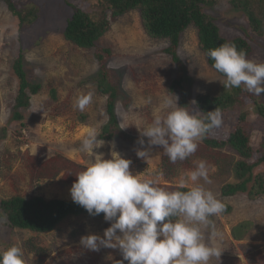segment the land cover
<instances>
[{
	"label": "rangeland",
	"instance_id": "rangeland-1",
	"mask_svg": "<svg viewBox=\"0 0 264 264\" xmlns=\"http://www.w3.org/2000/svg\"><path fill=\"white\" fill-rule=\"evenodd\" d=\"M13 1L18 2L19 7L37 6L40 18L21 29L6 2L0 0V201L15 195L72 200L70 189L76 180L75 175L90 162L89 154L80 150L81 140L89 128H96L98 138L104 140L100 134L108 114L107 96L98 91L100 65L95 49L79 47L65 38L64 31L75 8L90 11L96 0ZM214 2L212 6H205V10L216 19L221 34L227 38L242 36L248 39L253 53L247 58L264 62V38L254 34L247 17L232 6V0ZM98 45L112 50L108 67L117 71L121 89L115 112L120 127L132 140L115 136L104 140V146L95 151L108 159L114 145V150L132 161L130 171L133 175L154 179L159 187L168 191H175L187 174L201 160L205 161L211 183L203 180L199 183L229 206L228 212L211 218L222 234V239L211 243L222 253L210 264H264V195L251 199L245 192L232 196L222 194V185L235 181L221 167V164L237 160L238 155L233 150L202 147V157H198V152L191 167L178 164V173L172 176L163 172L158 146L151 148L148 159L137 156V150L147 147V138H143L145 145L142 146L135 125L143 127L152 122L153 112L159 109L164 95L175 94L179 98L178 104L181 98L180 90L170 91L178 74V65L165 51L168 40L150 37L139 11H131L112 19L110 29ZM20 50L25 52L24 64L29 80L41 83L42 89L32 95L28 107L21 109L22 120H15L13 107L19 79L13 63ZM178 55L186 75L183 86L187 100L199 115L197 96L220 92L223 86L220 81L224 77L209 65L194 26L182 35ZM52 88L57 89L56 100L51 95ZM89 93L93 101L83 112L73 106L77 97ZM149 98L151 102L146 103ZM256 98L264 104V93ZM239 110L222 114V124L214 132L216 136L225 138L229 134L238 122ZM251 111L253 146L264 152V114H257L252 108ZM198 145L201 146V141ZM63 164L66 169L58 176L38 180L40 167L52 169L54 165ZM262 171L264 163L255 168V173ZM6 221L7 216L0 208V245L7 240L12 245L21 246L26 264H128L118 249L101 247L99 251H92L81 245L82 236H103L104 230L110 227V222L105 220L71 216L46 233L10 230ZM243 221L254 222V227L243 240H235L232 227ZM207 235L205 230L206 240ZM32 245L42 247L44 251L38 254L31 250Z\"/></svg>",
	"mask_w": 264,
	"mask_h": 264
},
{
	"label": "clouds",
	"instance_id": "clouds-1",
	"mask_svg": "<svg viewBox=\"0 0 264 264\" xmlns=\"http://www.w3.org/2000/svg\"><path fill=\"white\" fill-rule=\"evenodd\" d=\"M213 68L224 76V89H240L257 97L264 93V62L247 58L245 50L233 43L209 49ZM178 96L164 95L152 122L141 127L139 143L147 147L137 156L148 159L153 146H159L170 162L184 161L196 153L199 141L222 124L219 108L200 116L179 106ZM93 101L92 94L80 95L74 107L84 111ZM150 98L146 103H150ZM105 141L96 128H89L80 150L89 154L88 166L77 173L70 194L74 203L91 216L104 214L110 227L103 236H82L81 245L92 251L101 247L118 249L128 264H210L221 256L212 241L222 239L211 219L225 211L224 203L199 181L211 183L209 170L201 160L180 182L187 190L168 191L154 179H141L130 171L132 161L113 150L110 158L96 149ZM94 157V158H93ZM207 230V240L205 238ZM0 264H26L23 248L13 244L0 251ZM123 264V262H121Z\"/></svg>",
	"mask_w": 264,
	"mask_h": 264
},
{
	"label": "trees",
	"instance_id": "trees-1",
	"mask_svg": "<svg viewBox=\"0 0 264 264\" xmlns=\"http://www.w3.org/2000/svg\"><path fill=\"white\" fill-rule=\"evenodd\" d=\"M3 1L6 2L13 16L19 21L21 29L31 26L40 18V11L37 6L28 4L19 7V3L13 0ZM214 3V0H96L90 11L80 7L75 8L74 13L66 23L64 36L79 47L95 49V56L100 65L97 75L98 91L100 94L107 96L106 112L108 120L101 130L100 137L102 139L110 140L115 136H119L126 141L132 140V137L120 127L115 112L116 99L121 94V89L117 71L108 67L112 50L98 45V42L110 29L112 19L131 11H139L146 33L155 39L168 40L169 45L165 48V51L171 55L172 60L178 65V74L171 83L170 91L175 93L180 90L179 106H185L193 111L194 108L189 104L183 86L186 75L178 55L181 37L190 26L197 29L200 48L205 53L211 67H213L214 62L208 57L207 52L209 49L219 47L223 43L235 44L238 50L243 49L246 51L247 57L253 53V47L248 39L242 36L227 38L221 34L216 19L205 10V6H212ZM232 6L247 17L249 27L254 34L264 38V0H232ZM24 53V50H20L13 63L14 72L19 79V89L13 107L15 120H22L21 109L28 107L32 95L39 93L42 89L41 83L29 80L24 64ZM51 95L53 99H57L56 88H52ZM257 100L253 94L235 88L224 89V86L215 95H198L196 107L200 116L215 110V108H219L222 114L240 109L238 122L225 138H219L214 134L216 129L213 130L206 138L201 140V146L198 145L196 153L184 161L170 162L163 149L158 146V149H160V165L163 166L165 175L177 174L178 164L185 163L186 167H191L193 157L196 158L198 152L199 155L201 154L202 147L228 148L233 150L238 158L221 164L225 174L232 176L235 180L222 185V194L232 196L245 192L251 199H257L264 195V171L255 173V168L264 163V152L253 146V125L250 120L251 108L257 114H264V104L259 103ZM247 105L250 106V109ZM199 155V158L202 157V154ZM57 166L60 167L56 169ZM63 169H66L64 164L54 165L52 169L40 167V174L37 178L38 180L43 179L45 176L54 178ZM50 170H53V172L49 174ZM80 170L84 169L80 168ZM177 190L184 191L187 189L179 186L175 189V191ZM0 208L7 216L8 221L5 224L10 230L21 229L46 233L54 230L63 219L76 215L104 220L103 213L98 216H91L73 200L47 199L40 195L30 197L15 195L0 201ZM228 211L229 206L225 205L224 212ZM253 227L254 222L252 221L240 222L232 227V236L235 240H243ZM10 246L12 244L5 240L0 245V251ZM31 250L38 254L44 251L42 247L34 245H32Z\"/></svg>",
	"mask_w": 264,
	"mask_h": 264
}]
</instances>
